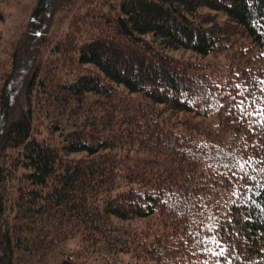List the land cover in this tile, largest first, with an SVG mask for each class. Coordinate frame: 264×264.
I'll return each mask as SVG.
<instances>
[{
    "label": "trees",
    "instance_id": "16d2710c",
    "mask_svg": "<svg viewBox=\"0 0 264 264\" xmlns=\"http://www.w3.org/2000/svg\"><path fill=\"white\" fill-rule=\"evenodd\" d=\"M90 22L47 65L71 78L34 75L1 136L0 264H264V0H115ZM232 46L229 71L169 54Z\"/></svg>",
    "mask_w": 264,
    "mask_h": 264
},
{
    "label": "rangeland",
    "instance_id": "374dc122",
    "mask_svg": "<svg viewBox=\"0 0 264 264\" xmlns=\"http://www.w3.org/2000/svg\"><path fill=\"white\" fill-rule=\"evenodd\" d=\"M114 1L0 0V105L3 99H7L9 107L7 118H3L0 110V141L9 123L26 112V96L31 87V79L34 75L44 76V70L50 71L47 65L50 66L49 62L57 46L70 39L82 41L91 31L90 17L98 9L100 13H106L108 5ZM236 47L232 46L230 50L219 55L203 59L183 49L171 51L169 54L178 60L204 62L211 66L210 70L223 67L229 71L230 63L235 64L233 58L237 55ZM70 69L67 67L64 70L63 67L61 70L52 65L50 73L57 70V73L51 74L61 80H68L71 78ZM120 223L139 230L141 227L150 226L152 220L134 219ZM77 244L79 245L77 239L70 240L64 250L75 249ZM63 260H66L65 256L56 252L44 264H62Z\"/></svg>",
    "mask_w": 264,
    "mask_h": 264
}]
</instances>
